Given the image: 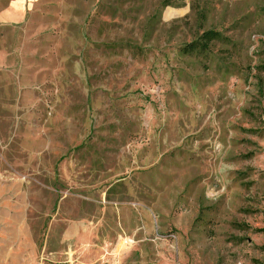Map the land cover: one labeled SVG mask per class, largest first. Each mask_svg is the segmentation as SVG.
Instances as JSON below:
<instances>
[{
	"label": "rangeland",
	"instance_id": "obj_1",
	"mask_svg": "<svg viewBox=\"0 0 264 264\" xmlns=\"http://www.w3.org/2000/svg\"><path fill=\"white\" fill-rule=\"evenodd\" d=\"M163 2L1 32L0 264H264V0Z\"/></svg>",
	"mask_w": 264,
	"mask_h": 264
},
{
	"label": "crops",
	"instance_id": "obj_2",
	"mask_svg": "<svg viewBox=\"0 0 264 264\" xmlns=\"http://www.w3.org/2000/svg\"><path fill=\"white\" fill-rule=\"evenodd\" d=\"M42 0H0V34L4 30L16 29L24 26L33 16L38 4ZM1 39V37H0ZM7 63V53L0 48V68ZM79 233L74 236L83 240L85 228L79 226Z\"/></svg>",
	"mask_w": 264,
	"mask_h": 264
},
{
	"label": "trees",
	"instance_id": "obj_3",
	"mask_svg": "<svg viewBox=\"0 0 264 264\" xmlns=\"http://www.w3.org/2000/svg\"><path fill=\"white\" fill-rule=\"evenodd\" d=\"M163 7L171 6L170 0H164ZM228 43L230 40L220 32L214 30H205L197 38L188 44H185L180 50L182 56H206L211 52V46L214 43ZM264 65V64H262Z\"/></svg>",
	"mask_w": 264,
	"mask_h": 264
}]
</instances>
